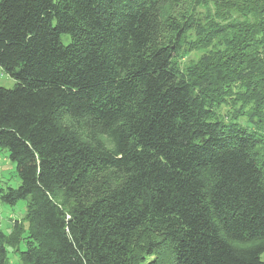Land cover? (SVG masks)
<instances>
[{
    "label": "trees",
    "instance_id": "1",
    "mask_svg": "<svg viewBox=\"0 0 264 264\" xmlns=\"http://www.w3.org/2000/svg\"><path fill=\"white\" fill-rule=\"evenodd\" d=\"M0 67V264H264V0H0Z\"/></svg>",
    "mask_w": 264,
    "mask_h": 264
},
{
    "label": "rangeland",
    "instance_id": "2",
    "mask_svg": "<svg viewBox=\"0 0 264 264\" xmlns=\"http://www.w3.org/2000/svg\"><path fill=\"white\" fill-rule=\"evenodd\" d=\"M194 36L191 35V39ZM62 42L65 45H68L71 42V37L69 35H62ZM209 50L204 51H192L189 49V46H185L183 49V56L181 58V66L185 67L186 64L191 63L192 61H197L201 56L208 52ZM17 85V81L11 76L7 75L3 69L0 67V87L6 89H14ZM237 92V90L235 89ZM240 106L234 104L233 102L223 105L219 110V115L223 117L234 116L238 114ZM239 121L243 124L248 123V119L245 115L239 117ZM104 141L108 146L111 147V142L104 138ZM21 184V180L17 173L16 165L9 158V151L7 149L0 148V189L8 188H18ZM27 202L20 201L15 206H10L0 202V222L1 230L5 234L11 233L13 230V225L18 222L19 225L25 223V215L27 211ZM28 224L26 223V229ZM27 248L25 241L20 244V251H25ZM7 254V264H21V254L17 251H14L13 248H8ZM262 260L264 261V254L262 255ZM155 261V259H152ZM162 264H168L165 260Z\"/></svg>",
    "mask_w": 264,
    "mask_h": 264
}]
</instances>
